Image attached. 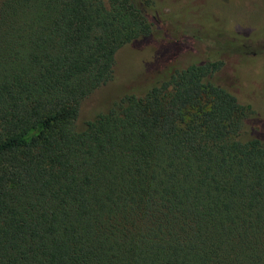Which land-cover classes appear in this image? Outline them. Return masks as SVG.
Listing matches in <instances>:
<instances>
[{
	"label": "trees",
	"instance_id": "trees-1",
	"mask_svg": "<svg viewBox=\"0 0 264 264\" xmlns=\"http://www.w3.org/2000/svg\"><path fill=\"white\" fill-rule=\"evenodd\" d=\"M190 1L0 0V264H264V126L228 52L135 55L243 0Z\"/></svg>",
	"mask_w": 264,
	"mask_h": 264
},
{
	"label": "rangeland",
	"instance_id": "rangeland-1",
	"mask_svg": "<svg viewBox=\"0 0 264 264\" xmlns=\"http://www.w3.org/2000/svg\"><path fill=\"white\" fill-rule=\"evenodd\" d=\"M172 3L183 0H172ZM237 0H232L236 3ZM189 3L195 5L196 0ZM168 6L165 7V9ZM195 7V6H194ZM212 9L214 10L213 22L205 19L200 14H196L195 21L191 24L164 23V32L168 35V39H174L179 43H174L168 47L163 46L162 50L158 45L150 40H145L137 44L135 55L140 60L141 65L148 68L158 70L163 63L161 62L167 56H171L170 52L176 51L177 54L182 53L189 48L195 49L198 45L195 42L182 43L185 39H194L204 48L220 49L228 52L229 58L226 65L231 67L230 76L234 77L236 85L233 90L238 93L240 100L251 99L253 110H260L259 119L253 123L254 127L264 126V47L259 42L264 41V0H243L240 4L233 7L213 1ZM196 10V9H195ZM246 34L248 38H252L258 44L242 46L234 35ZM164 38L160 32L153 35V38ZM168 41L167 38H164ZM186 42V41H185ZM186 48V49H185ZM243 50L249 51L242 54ZM170 53V54H169ZM135 56L129 55V60L133 61ZM227 75V71H222V78ZM229 78V77H228ZM229 81V80H228ZM99 99L95 97L85 99L80 105V120L91 116L97 108ZM258 123V125H257Z\"/></svg>",
	"mask_w": 264,
	"mask_h": 264
}]
</instances>
